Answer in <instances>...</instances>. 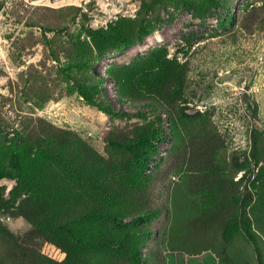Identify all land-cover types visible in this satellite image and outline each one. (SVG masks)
<instances>
[{
  "label": "rangeland",
  "instance_id": "obj_1",
  "mask_svg": "<svg viewBox=\"0 0 264 264\" xmlns=\"http://www.w3.org/2000/svg\"><path fill=\"white\" fill-rule=\"evenodd\" d=\"M186 1L206 0H0V264L264 260L261 231L192 226L210 201L173 168L212 128L251 217L264 210V0Z\"/></svg>",
  "mask_w": 264,
  "mask_h": 264
},
{
  "label": "trees",
  "instance_id": "obj_2",
  "mask_svg": "<svg viewBox=\"0 0 264 264\" xmlns=\"http://www.w3.org/2000/svg\"><path fill=\"white\" fill-rule=\"evenodd\" d=\"M217 0H206L204 5H196L193 2L186 1L183 5L187 10H195L205 13L207 10L217 6ZM156 30L155 27H142L141 33L134 41L129 38H120L122 48L120 51L133 47L136 43H141ZM95 36V34H94ZM83 64L77 65V68H84ZM80 95L89 104H95V98L89 94L83 87H79ZM110 115L120 118L133 117L132 113L119 110L115 106L108 105L105 109ZM146 116L144 113H140ZM255 143L257 138L254 137ZM224 141L221 136L212 128L204 130L198 136H191L189 143L183 148H177L179 153L176 155V163L173 168H187L190 175L187 180L190 182L189 193L194 196L205 195L210 201L209 205L202 208L200 215L192 219V226L196 229L200 227L204 234L207 231L221 230L225 240H229V235L233 231L242 232L247 239L256 245L257 231L264 234V210L253 211L255 217L252 218L248 208L253 202V195L250 192L241 194L239 182H235L219 160V152L223 149ZM254 154V159L256 158ZM176 165H178L176 167ZM246 190V189H245ZM176 192L179 190L177 188ZM198 225V226H197ZM200 234V233H198ZM191 237L196 236L190 235ZM189 237V238H191ZM186 241H182L177 249L182 248ZM190 248V247H189ZM211 249V248H208ZM205 249V250H208ZM258 264H264L261 252L256 247ZM201 249H191L192 254H197ZM130 264H142L143 255L140 251H133L128 254ZM224 264V263H223Z\"/></svg>",
  "mask_w": 264,
  "mask_h": 264
}]
</instances>
